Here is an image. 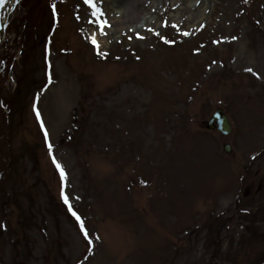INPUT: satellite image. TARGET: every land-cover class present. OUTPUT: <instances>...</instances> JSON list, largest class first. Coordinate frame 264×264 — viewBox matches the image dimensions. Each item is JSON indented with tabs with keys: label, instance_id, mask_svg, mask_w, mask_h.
Segmentation results:
<instances>
[{
	"label": "rangeland",
	"instance_id": "obj_1",
	"mask_svg": "<svg viewBox=\"0 0 264 264\" xmlns=\"http://www.w3.org/2000/svg\"><path fill=\"white\" fill-rule=\"evenodd\" d=\"M114 1L0 5V264H264V0Z\"/></svg>",
	"mask_w": 264,
	"mask_h": 264
},
{
	"label": "snow or ice",
	"instance_id": "obj_2",
	"mask_svg": "<svg viewBox=\"0 0 264 264\" xmlns=\"http://www.w3.org/2000/svg\"><path fill=\"white\" fill-rule=\"evenodd\" d=\"M3 2H4V0H0V5H2ZM84 3L87 4V5H89V7L93 9V12H92V15L93 16H96L98 19L103 17L104 13L97 6V3L95 2V0H84ZM52 8H53V11L55 12L56 5L53 4L52 5ZM107 26H109V25H107V22L106 21H101V24H100L101 34H103V28L104 27H107ZM187 34L188 33H185V35H187ZM157 35H159V34H157ZM141 39H143V37H141ZM92 42L94 44H96L95 37L92 38ZM165 42L167 43L168 41L165 40ZM97 47H98V45H97ZM103 55H106V54H103ZM246 71L252 72L253 70L251 68H248V69H246ZM36 114H37V117H39L40 114H39V111L38 110H37V113ZM47 135H48V133H47V131H45V136L47 137ZM48 149H49V152L51 154L52 151H53V145H52L51 142L48 143ZM51 159H52V163L60 171L61 179H62V181H64V188H66L67 187V174L64 172V169H63L62 165L57 161L56 156L54 154L51 156ZM62 196H63V199H64L65 203L66 204H69V208L71 209V204L69 203V197H68V195L64 191H62ZM73 215H76V213L73 212ZM77 219L80 220V217L77 216ZM81 226L83 227V221H81ZM84 236H85V239H89V234H88L87 231L84 232Z\"/></svg>",
	"mask_w": 264,
	"mask_h": 264
},
{
	"label": "water",
	"instance_id": "obj_3",
	"mask_svg": "<svg viewBox=\"0 0 264 264\" xmlns=\"http://www.w3.org/2000/svg\"><path fill=\"white\" fill-rule=\"evenodd\" d=\"M208 128L209 129H218L224 136L230 135L232 132L231 125L228 122V119L224 115L222 111H217L212 119L208 122ZM224 150L226 153L231 152V147L229 145H226L224 147Z\"/></svg>",
	"mask_w": 264,
	"mask_h": 264
},
{
	"label": "bare ground",
	"instance_id": "obj_4",
	"mask_svg": "<svg viewBox=\"0 0 264 264\" xmlns=\"http://www.w3.org/2000/svg\"><path fill=\"white\" fill-rule=\"evenodd\" d=\"M99 1H101V0H97L95 2L99 4L100 3ZM102 1H103L102 5H104L106 3V6L105 7L110 6V5H113V3H116L114 0H102ZM150 1H154V0H128V1H126V5L127 6L125 7V9L130 11V13L132 14V19H133L134 14L137 11L136 9L134 10V6L136 7V6H139L140 5V7H141V4L142 3H146L147 4ZM121 8H123V7H121ZM120 13H121V11H120ZM123 16H125V15H123ZM126 19H127V17H125V18L123 17V18H121V19H119L117 21H111V20H109V21L111 23L113 22L114 27L121 28L122 25H123V22ZM1 30H2V25H0V32H1Z\"/></svg>",
	"mask_w": 264,
	"mask_h": 264
}]
</instances>
